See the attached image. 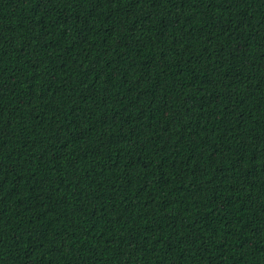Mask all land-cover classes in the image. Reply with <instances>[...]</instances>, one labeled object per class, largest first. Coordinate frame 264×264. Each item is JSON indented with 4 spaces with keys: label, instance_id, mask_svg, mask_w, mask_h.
<instances>
[{
    "label": "trees",
    "instance_id": "trees-1",
    "mask_svg": "<svg viewBox=\"0 0 264 264\" xmlns=\"http://www.w3.org/2000/svg\"><path fill=\"white\" fill-rule=\"evenodd\" d=\"M0 264H264V0H0Z\"/></svg>",
    "mask_w": 264,
    "mask_h": 264
}]
</instances>
